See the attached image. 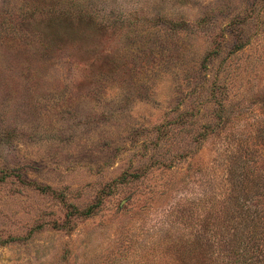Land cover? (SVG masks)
I'll list each match as a JSON object with an SVG mask.
<instances>
[{"label": "rangeland", "instance_id": "374dc122", "mask_svg": "<svg viewBox=\"0 0 264 264\" xmlns=\"http://www.w3.org/2000/svg\"><path fill=\"white\" fill-rule=\"evenodd\" d=\"M0 264H264V0H0Z\"/></svg>", "mask_w": 264, "mask_h": 264}, {"label": "trees", "instance_id": "16d2710c", "mask_svg": "<svg viewBox=\"0 0 264 264\" xmlns=\"http://www.w3.org/2000/svg\"><path fill=\"white\" fill-rule=\"evenodd\" d=\"M25 182H27V181H25ZM28 182L32 183V181H28ZM38 187L41 188L42 190H46V188H47V187H41V186H38ZM100 203H101V201H98L97 203L92 204L83 210H79L77 207L73 206L72 207L73 210L70 211V213L68 214V218L66 220V223H64L63 225H60V227L67 226L69 224L68 221L70 219L72 220V217L77 215V214L81 215V216H87V217L91 216L93 214V212L97 209V207L100 205ZM16 239H17L16 237H10V238L4 240L3 243L12 242V241H15Z\"/></svg>", "mask_w": 264, "mask_h": 264}]
</instances>
